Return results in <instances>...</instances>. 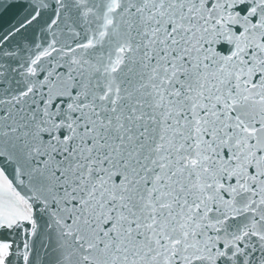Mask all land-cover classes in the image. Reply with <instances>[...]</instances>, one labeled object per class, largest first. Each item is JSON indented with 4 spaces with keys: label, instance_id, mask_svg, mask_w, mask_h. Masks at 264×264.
Masks as SVG:
<instances>
[{
    "label": "snow or ice",
    "instance_id": "obj_1",
    "mask_svg": "<svg viewBox=\"0 0 264 264\" xmlns=\"http://www.w3.org/2000/svg\"><path fill=\"white\" fill-rule=\"evenodd\" d=\"M0 264H264V0H0Z\"/></svg>",
    "mask_w": 264,
    "mask_h": 264
}]
</instances>
